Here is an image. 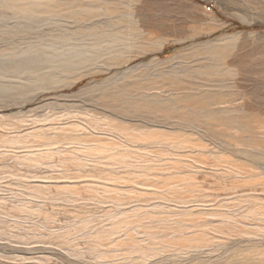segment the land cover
Segmentation results:
<instances>
[{"label": "rangeland", "instance_id": "1", "mask_svg": "<svg viewBox=\"0 0 264 264\" xmlns=\"http://www.w3.org/2000/svg\"><path fill=\"white\" fill-rule=\"evenodd\" d=\"M0 264H264V0H0Z\"/></svg>", "mask_w": 264, "mask_h": 264}]
</instances>
